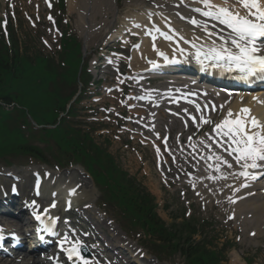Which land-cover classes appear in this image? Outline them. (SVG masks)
Here are the masks:
<instances>
[{"label":"rangeland","instance_id":"rangeland-1","mask_svg":"<svg viewBox=\"0 0 264 264\" xmlns=\"http://www.w3.org/2000/svg\"><path fill=\"white\" fill-rule=\"evenodd\" d=\"M37 0H16L13 2H9L7 0H0V16H3L5 13L9 14L12 11L15 12V20L11 21L15 25L19 35L21 38L25 39L26 36H29L30 41H28L29 45V50L36 54L37 52H40L42 54L47 53L50 55L52 51V48L54 50H58L57 45L54 42V38L56 36H53L52 33L48 30V22L46 21V13L47 10L41 15L40 22H38L39 16L36 15V10L34 3ZM145 1L147 0H109L110 4H113L117 2V7H118V17H123L126 13V11L134 12L132 8H134L135 4H146ZM169 2V4L172 5V3H177L176 1H169V0H161ZM78 2L79 8L72 9L68 5V1L66 0L65 3V8L64 12L65 14H70V18L72 19V27L73 34L77 36L78 42H81V45H83V61L86 63V67L89 66L90 60L93 58V53L92 51L96 49V44H97V38L92 34V36H89V38L86 40L84 39L83 35V30L80 29V25L78 28V15L81 13L85 7V2L82 0H76ZM87 2V0H86ZM148 3V2H147ZM193 5H198L199 2L197 3L196 0L191 2ZM169 4L166 5V7H169ZM179 4V3H177ZM6 5H10L11 8L6 9ZM13 5V7H12ZM96 5V3H94ZM129 5H131L128 10L126 9ZM163 3L158 4L156 3V7L162 6ZM180 5V4H179ZM75 4L72 6L74 7ZM145 6V5H142ZM149 5L146 4V7ZM111 7V6H110ZM87 8V7H86ZM144 7L141 8H136L139 10H144ZM236 8H239L236 6ZM112 9V7H111ZM171 10L174 8H170ZM182 9V8H181ZM185 11H187V8H183ZM137 11V10H136ZM236 11V10H235ZM53 12L56 14V16H60V8L58 5L54 4ZM71 12V13H69ZM239 12V11H236ZM113 12V9L111 11ZM240 13V12H239ZM84 15V14H83ZM99 17L97 19H94V17H89L90 18V26L91 24H98L99 26H103V24L106 22V17L103 16L102 12L98 13ZM138 15V14H137ZM29 17H32V21H36V24L31 23V20ZM112 17V16H111ZM110 17V18H111ZM2 18V17H1ZM81 18V17H79ZM120 19V18H119ZM156 19L157 24L160 26V30L162 32H165V12H161L159 15V18H153ZM174 21L175 18H173ZM80 20V19H79ZM114 21V19H112ZM111 20V22H112ZM98 21V23H97ZM114 24V23H113ZM97 25V26H98ZM107 23V26L108 27ZM115 25V24H114ZM89 26V27H90ZM95 26V25H94ZM186 33H190V30H192L193 33H197L195 30L187 27ZM184 33L176 32L174 34V37L177 38L178 36L181 38V40L177 39V42H179L182 45H189V43H185L183 38L185 36ZM192 36V35H191ZM193 37V36H192ZM141 38V37H140ZM165 37H162L161 39H164ZM43 39L47 40L48 42V48L43 44ZM142 39V38H141ZM160 40V39H159ZM191 41H196L195 44H197V40L191 39ZM166 42V40H165ZM183 42V43H182ZM193 42H191L193 44ZM185 43V44H184ZM173 45V42L170 43ZM52 46V47H50ZM55 47V48H54ZM84 48H87L86 50ZM127 53V52H126ZM72 54H75V52H72ZM54 58V60L58 63H61L63 58L59 55V53H56V55L51 54ZM125 71L131 73L128 66L123 67ZM115 74L111 75L110 79L114 77ZM52 85L56 82V79H53ZM24 85V89L22 90L25 91L27 94V100L23 102V104L28 108H38L41 109V111H50L52 110L51 108L54 107V105H59L62 103V93L60 87H50V83L48 84L47 82H37L35 80L34 72L30 73L29 71H26L23 74V78L16 80V85ZM106 84V83H105ZM114 82L110 80V83H107V86H113ZM128 89V88H127ZM21 92V93H22ZM100 96L97 98L99 101H95L94 98H90L88 95H83L82 101L78 103L76 107V117L75 121L78 122L80 125H82L83 128L85 129H91L92 130V136L93 139L96 141L98 145L102 147V149H106L107 152L112 154L116 162L119 164V166L128 171L133 177H135L140 185L145 186V188H148L156 197V202L160 204V207L158 209V212L160 216L165 220V222L170 225L172 223H178L182 222L186 217L184 213L190 211V216L195 217L196 220L200 221L202 219H207L209 222H211L210 226H207L206 228H209L210 230V235L214 236L213 244L215 247L211 246L212 249H217L220 251L221 248H225L224 253L227 254V260L223 262L222 264H264V234L263 232L258 231L259 226L264 225L263 219H260L259 216L257 217L254 213H250L245 211V213H241L243 215L247 214H253L249 220H243L241 221L240 217L237 219H230V214H234L235 209L230 207L228 203H225V206L222 202V205L224 207V211L221 210L220 206H217L216 201L213 202H208L207 200H202L199 196L196 195V193L192 189L190 190L188 187H186L187 183L183 185L184 180L189 177V169H187L188 165L182 163L181 164H173L174 162L171 160V158H168L165 155V158L168 159L167 163H165V183L161 181L160 177L163 175L160 173L159 176V167H160V161L164 160L161 157V160L157 159L158 157L156 154L151 150L148 146H145L142 142L140 141H130V136L127 133H122L118 134L117 137L116 135V130L118 129L116 125H120V118L115 116V112L111 115H106L105 112L103 111V108H107V110H112L115 109L117 111L123 110L122 108V102L126 101L125 99V93L123 95L116 92V94H107L105 91V88H103L101 91ZM55 96V99H54ZM86 96V97H85ZM88 97V99H87ZM54 99V100H53ZM85 99V100H84ZM53 100V101H52ZM84 100V101H83ZM54 104V105H53ZM56 106V107H57ZM51 107V108H50ZM107 113V112H106ZM114 115V116H113ZM167 116V115H165ZM163 117L164 120H162V123L159 125L158 131H160L163 134H169L171 137V140H177L180 138L178 137V131L180 136H182V129L184 128L183 124L180 122H176L171 128L170 124L168 125V120L169 119H174L173 117ZM91 120L93 122H91ZM126 126H129L128 123H126ZM141 133H148L151 134L153 137H155V134H152L150 130L145 126H140ZM184 130V129H183ZM206 130L198 131L194 130L193 128L191 131L188 133L184 132V136L186 134L188 135L189 133H192L194 136L200 137L206 133ZM121 135H126L127 137L121 136ZM129 136V137H128ZM198 139L195 140L197 142ZM213 141V140H212ZM34 144H37L39 146L45 147L50 153H47L48 156V162L49 165L51 166L52 169L55 171L60 170L59 172L65 173V175L70 177L68 178L69 181L72 182V184H76L80 189H83V191L91 192L94 193L96 192V195L94 198L97 196L99 197V191L95 185L91 183V178L88 176L86 172V169L82 164L73 165L71 162L72 158L69 159L67 162H62L64 164H60L56 159V156H59L56 153V150L53 148H49L47 144L42 143L38 139L33 140ZM51 144L53 142L51 141ZM175 147V146H174ZM136 153V154H134ZM65 156H61L60 161L66 160V158H63ZM22 159L24 160L23 156L19 157H12L10 159H14L16 162L17 160ZM27 158V157H26ZM25 158V160H26ZM179 159V158H178ZM185 163H189L190 161L184 160ZM41 164H38L35 162H27V160L22 163H16L13 164V168H17L19 172L24 174L23 179L20 181H24V178L29 174V169L34 170L35 166H40ZM48 165V164H47ZM61 167H65L63 169H59ZM76 168H84L82 169L83 173H79L80 177L82 175V179L85 182L77 181V178L79 174H77L81 170H76ZM197 169V167H196ZM30 170V171H31ZM189 170V171H188ZM28 174V175H27ZM78 175V176H77ZM64 177V175H63ZM195 180L197 179L196 176L194 177ZM79 179V178H78ZM81 179V178H80ZM192 179V178H191ZM24 183V182H23ZM82 186H80V184ZM202 183V181H201ZM31 183H25V185H29ZM52 188V187H50ZM96 188V189H95ZM66 188H64V191ZM227 193L232 192L230 189H227ZM224 190V191H226ZM229 190V191H228ZM56 191H63L57 189L55 186L54 190L52 191L53 193H57ZM63 191V193H64ZM58 192V193H59ZM90 194V193H89ZM232 195V194H229ZM88 199V198H86ZM264 199V196H262L261 200ZM206 204L208 205L206 207ZM256 218V219H255ZM251 219L253 221H251ZM259 219V220H258ZM246 221V222H245ZM257 221L258 224H257ZM245 222V223H244ZM117 226V224H115ZM263 230V229H262ZM252 233H255V235H252ZM136 234H133L132 236L135 238ZM121 236L125 237L123 234ZM255 236V237H253ZM134 241V240H133ZM132 242V241H130ZM224 243V245H223ZM140 244V243H139ZM141 245V244H140ZM228 245V246H227ZM143 246V245H141ZM125 246L124 244L122 245V248L124 249ZM139 247V246H138ZM144 247V246H143ZM137 248V247H136ZM140 248V247H139ZM152 248V247H150ZM127 251V249H125ZM223 253V254H224ZM166 259L164 262H167L169 264H182L183 259L182 257L177 254V255H172L170 259L169 254L167 253L164 256ZM148 258H150L148 256ZM131 261V259H128ZM136 262H138L135 259ZM237 262V263H236ZM142 264H147V263H142Z\"/></svg>","mask_w":264,"mask_h":264},{"label":"bare ground","instance_id":"bare-ground-1","mask_svg":"<svg viewBox=\"0 0 264 264\" xmlns=\"http://www.w3.org/2000/svg\"><path fill=\"white\" fill-rule=\"evenodd\" d=\"M70 1H72V0H70ZM91 1H92V3L93 2L96 3L95 6L99 10L97 13L94 12L92 15H89V14L86 15V19H85L86 22L83 24V26H85L87 23L88 24L90 23L89 17H94V19H97L99 17L98 13L102 12L103 16H107L106 22L103 24V26H99L98 24H94L95 26L98 25L99 30H102V32H101L102 36L105 35V32L110 30L114 26V24H117V23H120L119 29H117V30H119V34H122V35H118L120 37H124L125 34L123 35V33L125 30H126V32L128 30H137L139 37H141L142 39L140 41V44H141L140 48L138 50H134V52H133V55H134L133 58H134V61L136 63L135 64L136 68L138 70H140V72L143 73L144 75H146V68L148 67V65L145 62L146 57L150 58L151 56H155L159 52L164 53L165 50L171 51L170 53H177V52L181 51V49H179V48L184 47V46H189V45H182L179 42L173 43V45H171L170 44L171 41L168 39L170 37H173L175 39L174 34L176 32L184 33L185 35H187L186 30H185L187 27L195 30L197 33H193L192 30H190V33H192V34H188L186 37L183 38L185 43L191 44V40H189V39L197 40V44H196L197 46L204 45V48L202 49L203 51H207V46L209 44H211L212 40H215L217 43H220L219 36L214 35L211 38H209L208 34L204 31V29L202 27H200L198 25H194L191 23L192 18H196V19L201 20V21H206L208 28L213 33H220L224 36H228L229 30L226 27H224L222 24H220L218 21H216L214 19H205V18L197 15V12H195L194 9L197 7H203V5H201L200 3L198 5H193L191 3L192 1H190V2L188 1L185 3V5H182L179 2H177V0H169V1H176L177 3L180 4L179 5L177 3H172V5H171V4H169V2L165 3V1L155 0V5H156V3H158V4L163 3V5L160 6V9H155L153 6L146 8V4H143V3L142 4H135L134 8H132L134 12L130 13V11H126L125 16L123 18H121V17H118L119 10L117 7V2L110 4L109 0H91ZM211 2L216 4V5H221V6H233V4L228 0H211ZM167 4H169V7H166ZM70 5L71 6L74 5L73 1L71 2ZM142 5H145V6H142ZM110 6L112 7L114 13H111L112 9ZM130 6L131 5H129L126 9L128 10V8ZM88 7H89V4H87V8H85V10H87ZM103 7H104V10L102 9ZM141 7H144L143 8L144 10L136 9V8H141ZM171 7L174 9L171 10L170 9ZM183 8H187V11H185ZM231 10L239 11V9L236 7H232ZM161 12H165V20L164 21H165V23H167V22L168 23L165 24V32H162L160 30V26L157 24V27H156L157 28V36L154 35V37L157 38V40H156V46L154 47L149 43L150 37L148 34H151V29H152V27L150 28L149 22L151 19L155 18L156 16H157L156 18H159V15ZM180 17H183L185 20H182ZM119 18H120V20H119ZM173 18H175L176 21H174ZM112 19H114V21ZM147 19L149 20L148 23L146 22ZM111 20H112V22H111ZM107 23L110 24V25H108V27H106ZM89 26H90V24H89ZM89 29H90V27H89ZM222 29H223V31L221 32ZM163 33L166 35V37L164 39H161L162 37H160V36ZM185 35L182 34L181 36H185ZM151 36H153V35H151ZM167 36H169V37H167ZM114 39H116V37ZM177 39L181 40V38L179 36L177 37ZM125 40H126V37L123 39V41H125ZM165 40H166V42H165ZM182 50L186 51V50H190V49H189V47H184ZM194 52H196V50ZM169 70L172 72L179 71V70L174 69V68L173 69L170 68ZM161 71L165 72V68L161 69ZM194 74L196 76L198 73H194ZM197 77L200 78L199 76H197ZM206 78L207 77H203L202 80H205ZM175 86H177V85L172 84V87H170V88H174ZM179 92H183V94L177 93V95H173V96L167 98V97H165L164 91L162 92V90H154L152 93V96L156 98L155 103L160 102L161 104H163L165 102V100H168L170 102V104L166 108H169L170 106H172L171 100L181 101V102H186V103L190 102V104H192V106H193V109H192L193 112L190 113V117L191 118L198 117L197 120L202 121L203 117L208 113L207 111L209 109H207V107L209 106V104L205 103V100L202 99L203 97L199 98L197 94H191V91L188 88H186L185 90L183 88H180ZM263 94H264L263 90H258L257 92H253L250 94L241 93V94L235 96L234 98H232L231 100H228V99L224 98L222 95H219V97H217V99H218V112H225L224 110L230 109L228 107L236 108L238 111L240 108H242L244 106H249V108L252 109V111H253V116H256L260 121H264V103L260 102L261 96H263ZM228 101H230V103H228V105H226V102H228ZM167 104H168V102H165V105H167ZM220 105H223V108H220ZM198 106H200L199 109L202 112L201 116H198L200 114V112L198 110ZM201 107H204V108H201ZM209 114L210 115L208 116V118L209 117L211 118L214 115V111L211 110V112ZM165 118H166V116H165ZM206 118L207 117L205 116L204 119H206ZM176 121H178V119H175V118L172 120H168V125L170 124L172 127L176 123ZM195 123H196V121H195ZM203 123H204V121H203ZM217 123H219V120L217 121ZM201 126L202 125L199 124L198 127H201ZM190 128H191V126H190ZM181 129H182V133H183L184 128H181ZM210 134L211 133H209L207 135L209 136ZM178 135H179V137H181L179 134V131H178ZM217 141H220V140L218 138L216 140L213 139L212 143L216 144ZM197 143H198L197 145L205 146L208 150L204 151L202 148L198 147L195 142L192 143V145H193L192 148H197V150H198L199 162H196L197 173H195L193 178L190 179L191 184H194V186L197 190H201L202 187L208 188V185L206 182L210 181V179H213V177H221L223 174H228L227 175L228 178L224 179V180H227V182H228L227 189H230L232 191V192H229L228 194H232V196H231L232 201L234 198L237 199V201H238L237 204H238V208H239L240 212L245 213V211H246V213L247 212L254 213L257 217L263 216V217H260V219L264 220V199L261 200L262 196H264V195L260 194V192H258L253 187L247 188V187L242 186L244 183H251V180L246 179L245 177L239 176L240 168H232L231 167L232 169H227L228 168L227 164H224L222 161L216 160L215 157L221 156V155H219L217 153H213L212 151H210L209 144L205 143V140L203 138L198 139ZM223 147L226 148V146L224 144H223ZM179 153L181 154V157L183 160L191 161L189 159L190 156L188 155V153L184 152L183 150L180 151ZM209 157H211V159ZM218 163L220 164L219 171H217V169H216V165ZM229 163L232 164L231 162H229ZM210 165L212 167H209ZM43 171H44V172H42L43 173V179L48 180L49 177H48L47 171L46 170H43ZM233 172H234V174H233ZM29 176H26L24 178V181H19L21 183L20 184V193L21 194L18 196L21 198H26L27 195H25V194H26L27 190L28 189L32 190V186L34 185V181H33V184H32V182H29ZM195 176L197 178L196 180L194 178ZM76 178H77V181L84 182L82 177L78 176ZM14 179H15L14 174L0 173V203L7 200L4 192H5V189L8 188L7 186H10V184L12 183L11 181ZM201 181H202V183H201ZM262 182L263 181H260V184H262ZM25 183H31V184L25 185ZM62 184H70V183L65 181ZM69 186H72V185L70 184ZM50 187H52V188H50ZM54 188H55V185H49V184H47V182H43L41 192H43L44 195H47L48 198L49 197L55 198L56 194L57 195L62 194V197H63L62 200L68 199L66 202L64 200V205L62 207L57 206L56 210H52L53 214H55V213L58 214V213L65 210V204L68 206L70 205V203L73 201V197L72 196L69 197V195L68 196L65 195V193H63L64 189L62 192L60 191L59 193L58 192L53 193L52 191L54 190ZM212 188H213V185H209V192L212 190ZM237 189H238V191H237ZM202 190L204 191V189H202ZM223 191L224 190L220 191L219 189H217V193L223 194ZM226 193H227V190H226ZM88 195H89V193H88ZM224 195H227V194H224ZM70 199H72V200H70ZM77 202H79V201H77ZM58 205H60V204H58ZM12 208L13 207L10 206V204H8V203H7V205L0 206V210L6 209L10 213L11 212L13 213ZM15 208H16V210H18L19 214L21 215L22 209H20V207H18L17 205L15 206ZM253 220L251 219V221H253ZM253 222H255V221H253ZM258 222L259 221H257V224H258ZM17 224H19V223H17ZM262 229L264 231V225L262 226ZM263 234H264V232H263ZM122 245H123L122 241H120L119 244L115 245V247L117 248V251H119V253L121 252V250L125 251V249L122 248ZM31 247H33V246H31ZM109 258H111V257H109ZM121 260H122V258H120V262H121ZM134 263L140 264L139 262H136L135 259H131V261H129L128 259H124V261H123V264H134ZM0 264H19V263H17L12 258H0ZM24 264H26V263H24Z\"/></svg>","mask_w":264,"mask_h":264},{"label":"trees","instance_id":"trees-1","mask_svg":"<svg viewBox=\"0 0 264 264\" xmlns=\"http://www.w3.org/2000/svg\"><path fill=\"white\" fill-rule=\"evenodd\" d=\"M68 47L71 45L68 44ZM12 52H14L12 54ZM67 74L75 78L77 71L75 64ZM29 71L35 72L36 77L43 82L50 81L55 75L56 70L51 60L47 58H32L27 52L22 53L18 50L17 40L14 38L11 49L0 41V101H16L21 105L27 99V94L23 91V85H16V80L23 78V74ZM18 90V91H16ZM55 99V96H54ZM53 99V100H54ZM52 100V101H53ZM68 98H62V103L54 105L50 111H41L38 108L20 109L18 113H12L0 104V159L14 155H32L42 157L41 149L33 145L29 138L24 134L22 125L30 126L28 122V112L40 124L53 123L58 117L59 110H64ZM57 106V107H56ZM30 133L34 130L29 128ZM39 134L35 133L33 137H39L44 141L46 138L54 139L59 147L71 155H75L77 161L85 162L91 160L90 150L96 149L97 162L108 161L110 169L106 176L98 177L101 184L107 185L108 192L117 197L121 204L126 206L130 214L131 222L141 228H144L149 234L160 241L163 250H170L172 254L177 252L183 254L188 264H219V256L204 247L193 244L185 235L188 232L189 237L195 233L194 221H189L182 226L167 227L155 212L154 199L146 191L140 189L137 183L132 180L126 172L116 170L113 160L108 154H104L99 148L93 147L91 138L87 133H81V129L74 128L66 118L61 119L56 128L40 129ZM41 137V138H40ZM96 156V155H95ZM7 159V158H5ZM95 162L92 161V166Z\"/></svg>","mask_w":264,"mask_h":264},{"label":"snow or ice","instance_id":"snow-or-ice-1","mask_svg":"<svg viewBox=\"0 0 264 264\" xmlns=\"http://www.w3.org/2000/svg\"><path fill=\"white\" fill-rule=\"evenodd\" d=\"M199 3L203 7L195 8V12L219 21L220 24L230 29V32L228 36L213 33L208 28L206 21L192 18L191 23L202 27L209 38L217 35L220 41V43H217L212 40L211 44L207 46V51L202 50L204 45L198 47L196 49L197 60L205 67L220 68L226 71H232L234 67L239 68L245 73L239 77L243 80L256 76L264 79V40L260 39L264 37V0H237V3L247 10L245 15L231 10L234 6L216 5L211 0H199ZM193 47H196L195 42H193ZM181 51L183 50L181 49ZM160 55L164 56L165 54L160 53ZM208 61L212 63L207 64ZM150 63L154 69L159 67L155 61H150ZM220 108H223V105H220ZM204 123L210 124L213 121L209 117L204 119ZM213 130L216 136L223 141L221 146L227 144L224 150L229 154H235L234 162L240 166L239 176L250 180L264 176V171H260L264 170V121L252 116L250 108H242L235 116L233 111L229 109L224 119L214 124ZM157 150L159 151V149ZM209 158L211 159V157ZM215 159L227 164L229 168L232 167V164L221 156H216ZM219 168L220 164L218 163L216 165L217 171H219ZM213 179H216V177H213ZM242 186L248 187L249 185L244 183ZM74 191L75 189H73ZM51 207H55V204H52ZM37 219H39V216H37ZM47 230L51 231V228ZM2 231L3 229L0 228V232ZM252 235H255V233H252ZM67 240L68 238L65 237V241ZM68 242L70 243V247L67 249L69 260L75 258L82 264H91L89 258L82 253L84 247L82 241ZM63 243L64 241L61 242L62 245Z\"/></svg>","mask_w":264,"mask_h":264}]
</instances>
